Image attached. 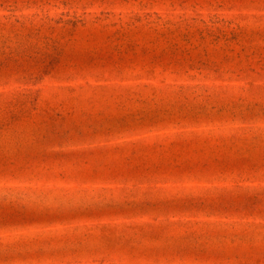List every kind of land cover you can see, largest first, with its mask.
Returning <instances> with one entry per match:
<instances>
[{
    "label": "rangeland",
    "instance_id": "374dc122",
    "mask_svg": "<svg viewBox=\"0 0 264 264\" xmlns=\"http://www.w3.org/2000/svg\"><path fill=\"white\" fill-rule=\"evenodd\" d=\"M0 264H264V0H0Z\"/></svg>",
    "mask_w": 264,
    "mask_h": 264
}]
</instances>
